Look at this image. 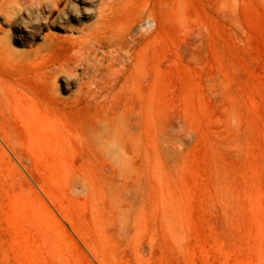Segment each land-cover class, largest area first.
Instances as JSON below:
<instances>
[{
	"label": "rangeland",
	"instance_id": "374dc122",
	"mask_svg": "<svg viewBox=\"0 0 264 264\" xmlns=\"http://www.w3.org/2000/svg\"><path fill=\"white\" fill-rule=\"evenodd\" d=\"M55 1L0 13V264H264V0Z\"/></svg>",
	"mask_w": 264,
	"mask_h": 264
},
{
	"label": "bare ground",
	"instance_id": "6f19581e",
	"mask_svg": "<svg viewBox=\"0 0 264 264\" xmlns=\"http://www.w3.org/2000/svg\"><path fill=\"white\" fill-rule=\"evenodd\" d=\"M57 1V0H56ZM55 1V2H56ZM61 1V0H60ZM44 3V2H43ZM46 4V3H45ZM58 4V3H57ZM41 5V4H40ZM57 6V5H56ZM28 10V9H27ZM22 11L21 9H18L16 8L14 5H12L11 3V0H2L1 3H0V13H5V14H8V15H12V14H16L18 12ZM49 13H52L55 11L54 7H50L48 9ZM37 12H40V11H37ZM35 13V12H34ZM13 17V16H12ZM21 17V16H19ZM35 17V16H34ZM12 19V18H11ZM18 19V18H17ZM18 21V20H17ZM19 23V22H17ZM83 45V44H82Z\"/></svg>",
	"mask_w": 264,
	"mask_h": 264
}]
</instances>
